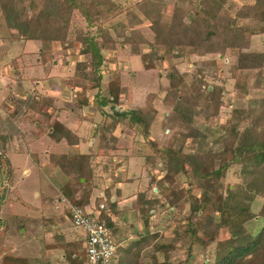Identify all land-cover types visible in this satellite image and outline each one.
<instances>
[{
  "label": "trees",
  "instance_id": "obj_1",
  "mask_svg": "<svg viewBox=\"0 0 264 264\" xmlns=\"http://www.w3.org/2000/svg\"><path fill=\"white\" fill-rule=\"evenodd\" d=\"M160 3V0H146L144 9L140 7L143 17L150 22L152 40L140 35L131 36V26L122 21L106 25L107 19L126 10L123 4L113 0H0V11L12 32L21 34L24 39L40 42L41 63L51 59L53 42L58 41L61 46L69 47L79 44V53L88 55L89 60L77 64V75L87 79L89 86L94 88L99 87L102 78L100 67L104 60L98 45L102 37L110 35L111 29L115 31L116 39L122 38V42L132 44L134 54H140L142 45L149 48V53L142 57L147 68L153 67L149 66L147 58L155 61L195 54L201 59L230 52L232 61L228 71L235 80L233 87L241 96L246 95V79L253 74V87L262 88L263 95L255 105H233L229 118L218 127L220 131H217L214 123L219 120V111L224 105L225 86L223 82L209 84L206 81V76L215 79L219 70L213 58L203 59L202 67L196 69L197 74L188 85L176 68L168 72L169 85L165 88L162 103L170 108L164 124L172 128V133L164 144L149 138L148 127L157 113L151 103L147 111L113 110L110 113L117 118L128 116L127 126L140 127L141 134L152 149V154L145 157V163H154L157 157L164 161L161 197L146 199L144 192H139L133 204L137 213L143 215L145 211H154L153 208L160 205L175 208L181 214L188 205L182 230L177 228L179 224L171 228L173 234L170 242L158 240L159 232L147 231L132 240L122 250L123 259L114 260L113 264H145L141 259L149 247L153 248V252L148 255L152 257V264H156L158 252L167 257L168 250L176 248L175 242L185 239H188L185 258L174 264H188L191 248L195 244L204 251L200 264H264V0L241 5L233 16L226 8L229 0H176L166 15L162 13ZM74 11L79 12L93 32H84L81 26L73 22ZM126 15L133 16L131 12ZM134 17L138 23L143 19ZM244 20L249 22L243 23ZM254 35L262 36L259 50L251 49ZM89 68L92 69V76L89 75ZM241 76L246 78L242 79ZM108 89L110 97L103 98L100 106L117 104V88L109 83ZM153 96L149 95L148 99ZM52 104L51 97L34 96L30 108L43 117L37 115L33 120L47 122L46 132L54 141L77 143L78 137L74 133L60 121H50V115L43 112ZM197 117H202V125L197 124ZM217 132L220 134L214 142L219 143V147L214 148L208 145L209 137ZM95 134L96 130L93 136ZM103 141V137H100L98 146ZM97 152H100V147ZM92 155V152L60 154L53 161L67 175H75L73 184L76 190H82L81 198L75 204L82 208L88 203L89 191L94 185ZM233 165H239L240 184L235 191L231 190V185L226 187L224 183L225 174ZM12 175L10 161L0 147L2 195L9 189ZM81 177L84 178L82 183L79 182ZM181 177H185L189 184L194 180L195 185L185 188ZM193 186L204 194H194ZM73 196L69 193V198ZM258 199L259 207L254 211L252 206ZM95 201L98 205L104 204L99 216L106 221L117 244L112 222L107 216V212L114 210L116 204L111 201L107 190ZM194 214L201 216L199 223L193 222ZM174 220L182 223L180 219ZM211 245L213 249L206 251ZM64 252L69 264L85 263V254ZM209 253L213 254L212 259L207 256ZM0 264H29V259L4 253Z\"/></svg>",
  "mask_w": 264,
  "mask_h": 264
},
{
  "label": "rangeland",
  "instance_id": "obj_2",
  "mask_svg": "<svg viewBox=\"0 0 264 264\" xmlns=\"http://www.w3.org/2000/svg\"><path fill=\"white\" fill-rule=\"evenodd\" d=\"M113 1L123 4L126 7V10L120 15L107 19L106 25L111 26L117 22L122 21L131 26L129 30L131 36L140 35L148 40L153 39V32L150 29L149 24L150 22L148 19L143 17L142 11L140 10V7L144 9L143 6L146 0ZM160 2V9L162 13L166 15L170 12L176 0H160ZM252 2L253 0H229L226 8L228 13L233 16L236 10L241 5L248 3L250 4ZM127 12H131L133 16H127ZM134 16H138L143 19L138 23L136 22V18ZM72 20L77 25L81 26L84 32H93V29L90 30L86 26V22L81 17L78 11L73 12ZM245 22L249 21L244 20L243 23ZM110 32V35L102 37L100 39V43L98 45L101 48V53L104 60L100 67L102 78L99 82V87L95 88L89 86L90 82L87 79H84L77 75L78 71L76 68H74V65L77 66L79 62H87L89 60L88 55L79 53V44H74L73 46L69 47L67 45L61 46L58 41L52 43L51 58H55V63L58 62L60 67L63 66V68L60 69H62V71H65L63 72L64 75L62 77V80H64L65 82V87L62 88L57 93V95L60 96L61 100L66 99L69 100L72 105L74 104L73 106L76 111H78L77 104L72 102L74 99V95H76L77 98H80L81 94L85 92L86 96L90 100V105H88L87 107H83L81 111L84 113V116L86 118H91L93 120L92 123L96 122L98 125H90L89 127L85 128L84 133L87 141L89 140V138L93 139L90 145L91 149H89V145H85L83 148L84 150H87V153L92 152L93 154L91 164H93L94 166L93 171L95 179L97 178L98 180H102H99V182L104 185L105 182L110 180V168L112 169L115 164H151L150 167L149 165H146L147 169H145L144 172H139L143 173L142 175L146 176V178L144 177L145 179H142V182H145L147 184H144L141 189L144 188L145 190H147L148 195L152 196V198H159L162 194V186H164V183H161V177L165 173L163 159L157 157L154 163H145V157L149 154H152V149L149 146V142H147L141 134L140 127L127 126L128 116L120 118H117L115 116H113L112 118L109 117L108 114L112 111H110L107 106H105L106 108L103 107V112L100 109H97V102H100L103 98L106 99L110 97V92L108 89L109 83L113 84V87L117 88L118 90V100L117 104L115 105L123 106L124 110L139 109L142 111H147L149 109V103L154 106L157 113L155 114L154 119L151 121L148 127L149 138L150 140L158 142L161 145L166 142L168 136L172 133V128L164 124L166 122L165 116L170 108L162 103V99L165 95V88L169 85L167 74L170 69L176 68L179 73L183 74V78L187 83L186 85H188V83L195 78L197 74L196 69L202 67L203 59L213 58L217 61L219 70H217L216 72V78L214 79L211 76H206L207 83L221 84L223 82L225 86L223 94L224 105H222L220 108L219 120L214 123L217 131H220L221 128L218 127L224 124L226 119L229 118L230 110L232 109L233 105H236L238 107L255 105V102L263 95V90L262 88L253 87L255 78L253 74H251L250 77H247L246 79L248 88L245 96H241L238 90L233 87L235 80L230 77V73L228 71V65L232 61L230 52H227L225 55L213 54L201 59L198 58V56L195 54H190L185 58L167 57L165 59L155 61H150L147 58L149 66H153L147 68L142 61V57L143 54L149 53L150 50L148 47L142 45L139 48L140 54H134L133 46L131 43L122 42V38L116 39L114 30L111 29ZM261 43L262 36L254 35L251 41V49L259 50L261 48ZM1 46H6V49L1 50L2 52L0 53L1 69H3L5 63L10 62L11 59L22 54V52L24 51L28 52L29 50H34L35 54L30 53L28 56H24V59L26 61H34L35 57H38V54L36 53L37 48H39L40 50V42L38 40H25L21 34L17 35L16 33L12 32L8 26L7 21L2 17V13L0 11V47ZM51 60L52 59H50L49 61ZM48 67L49 65H47L46 67L39 66L36 71H34V69H27L23 73L24 76L34 74L40 77L45 75V73L48 71ZM67 68L70 69L67 70ZM88 72L89 75L92 76L93 72L91 68H89ZM72 82H79L86 85L84 89H75L73 91V88H70L68 86ZM75 91H77L76 94H74ZM151 94L154 96L149 100L148 97ZM111 106H114V104L109 103V108H111ZM2 113L3 112L0 111V147L4 151H7V156L11 161L10 164L15 165L16 167L12 165L15 168L11 180L13 187H9V189L5 190L3 195L2 193H0V255L13 252L17 254L16 256L23 255L21 257L27 258L33 253L32 256H34V258H37V255H42L46 250L42 247L44 246L42 241V234L44 231L40 226L42 225L46 227V230L49 229L48 227H54L55 225H53V222H56L59 216H63L67 213V208L65 207L66 203L64 204L62 201H60L61 203L58 201V197H60L58 193V186L62 184L64 180H66L67 176L58 168L59 166L55 167L51 165V162L55 161L60 153H71H68L69 147L66 143L55 144L49 140V138L51 139L49 135H47L49 138L44 136L39 141H37L36 144H34V148L40 145L41 149L44 148V145L47 148V145L51 144L49 149L51 153L49 154V156H47L48 162H45L42 154H38V152L34 149L33 151L35 153H33L37 156V159H34L33 161L29 159L26 150H24L23 152H13L11 150H7V146L10 143H14L16 141L15 137L13 138L12 135L8 134L9 131L15 129L16 125L15 121L12 118L9 119ZM36 115V112L30 114V116L34 117ZM196 122L197 124L202 125V117H197ZM30 125L33 129L34 124L31 122ZM46 128L44 129V132H46ZM94 130H96L95 136H93V133L95 132ZM121 134H125V138L127 141H122ZM219 134L220 133L217 132L209 137V146H212L214 148L219 147V143L214 142L215 138ZM100 137H103L104 141L100 144V146H98ZM120 137V140L122 142L118 141ZM86 144H88V142H86ZM2 145L6 147V150ZM15 145L17 144H14L13 146ZM22 146L25 148L24 144H22ZM98 147H100V152H97ZM75 152H77V150H75ZM37 164L45 165L39 167V165ZM110 164L112 165L111 167H109ZM25 168L28 169L27 173L23 171V169ZM138 168H140V165ZM115 169L116 168L114 167L113 171L111 170L112 174L116 172ZM137 170L138 169L136 168L132 171L136 172ZM238 171L239 165H233L224 177V183L226 184V187L231 185V190L234 191L237 190V186L240 184ZM148 172L150 174V178H147ZM53 173H55V175H53ZM82 178H80L79 180H82ZM151 178H154L153 182L151 181ZM180 179L185 188L195 185L194 180H192V183L189 184L185 181V177H181ZM148 183H150L149 186ZM132 185L133 184L129 186L135 187V185ZM0 190L2 191L1 185ZM81 192L82 190H80V195ZM192 192L199 195L204 194L203 191H199L196 187L192 189ZM80 198V196L76 198L73 196L68 198V200L71 203H75ZM46 199L47 201L44 202V200ZM54 200H56L57 204L62 205L61 208L63 209V214H58V210L53 209V206H55ZM62 203L64 204V206ZM259 203L260 199L254 202L252 206L254 211L258 209ZM201 207L202 210L205 209L203 205H201ZM62 209H60V211H62ZM153 209L154 211L152 212H150L151 210L148 212H144V214L147 215L150 213L152 214V222L150 220V223H152V225H149L151 228V232H159L160 237H158V240H165V242L168 243L172 240L171 236L173 233L171 228H174L179 224L177 228L179 230H182L183 220L187 217L188 205L186 206L185 211H183V213L181 214H178L176 209L172 207L167 208L160 207V205H158ZM200 218L201 216L199 214H194L192 220L193 222L199 223ZM174 219H180L182 220V223H179L177 221L176 223ZM223 232L224 231L222 230V236L224 234ZM31 236L37 237L39 241H35L34 238L30 239L32 238ZM50 238H48V240ZM46 239L47 238L45 237V241ZM187 242L188 239H185V241L175 242L176 248L169 249L167 257L163 253L158 252L156 255V264H174L177 260L184 259ZM10 246L13 247L12 251ZM5 249L9 250L10 252H6ZM212 249L213 245L209 246L205 250L211 251ZM152 252V247H149L144 251L145 255L141 260L144 261L145 264H152V257L148 255L152 254ZM203 253V248L195 244L191 248V254L188 258L187 263L200 264L203 260ZM56 255L57 253L54 254V259L53 256H48V260H53L55 262V259L57 257ZM207 256H209L210 259L213 258V254L209 253V255L207 254ZM30 258L31 259H29V262L30 264H32L34 259H32L33 257ZM62 263L66 264L64 261H62Z\"/></svg>",
  "mask_w": 264,
  "mask_h": 264
},
{
  "label": "crops",
  "instance_id": "obj_3",
  "mask_svg": "<svg viewBox=\"0 0 264 264\" xmlns=\"http://www.w3.org/2000/svg\"><path fill=\"white\" fill-rule=\"evenodd\" d=\"M5 49L6 46H1L0 53L2 52L1 50H5ZM34 52H35L34 50L33 51L29 50L28 52L24 51L22 52V54L11 59L10 62L5 63L3 69L0 68V111L3 112L2 114L6 115L9 119L12 118L15 121V125H16L14 130L8 132V134L12 135L13 138L14 137L16 138V141L14 143H10L7 146L8 147L7 150H11L13 152H17V151L23 152L24 150H26L29 159L33 161L34 159L35 160L37 159L36 158L37 156L34 155L35 153L33 151L34 149L38 152V154H42V156L45 159V162H48L47 156H49V154L51 153L49 150L51 144L49 145L46 144L47 148L44 145L43 149H41L40 145L34 148V144H36V142L39 141L41 138H43L44 136L49 138L47 136L49 134L47 132H44V129L48 126V123L47 122L39 123L38 121L33 120L34 116H30V114L34 113V111L30 108L31 101L33 100L34 96H45V97L47 96L53 98L54 101L52 106L44 108L43 112H47L50 115V121L54 119L60 121L63 125H65L72 133H74L78 137V142L74 144H68L64 140L56 142L52 138L51 139L49 138V140L55 144L66 143L67 146L69 147L68 153L71 154L87 153V150H84L83 147L85 145L87 146L89 145L88 147H90L93 138H90L87 141L84 130L86 127H89L90 125L91 126L98 125L96 122L92 123L93 120L91 118L90 119L86 118L84 116V113L81 111L83 107H87L88 105H90V100L86 96L85 92L81 94L80 98H77V96L74 95V99L72 102L77 104L78 111L75 110L73 106L74 104L72 105V103L69 102V100L66 99L61 100L60 96H58L57 93L62 88L65 87V82L64 80H62V77L64 75L63 72L65 71H62V69H60L63 68V66L60 67L58 62L55 63V58L53 57L51 58L52 59L51 61H47L46 63H41L39 57V52H40L39 48H37L36 50L38 57L37 58L35 57L34 61L32 60L26 61L24 59V56H28L30 53L33 54ZM47 65H49L48 71L45 73L44 76L38 77L34 74L24 76L23 72L26 71L27 69H34V71H36L37 68H39V66L46 67ZM74 68H76V65H74ZM69 69L70 68H67V70ZM78 83L79 82H72L68 86L70 88H73V91L75 89L78 90L85 88L86 84L84 85L79 83L80 84L79 85ZM76 93L77 91H75L74 94ZM84 99L86 100L85 103L84 102L81 103V101ZM106 106L110 110L109 104ZM114 106L121 107L122 110H124V107L121 105L118 106L114 105ZM103 107L106 108L105 106H100V102H97V109H100L103 112L104 109ZM37 115L39 117L40 116L43 117V115H39V113H37ZM108 116L111 118L113 117V115H110V113L108 114ZM31 122L34 124L33 129L32 126L30 125ZM121 137H122V141L123 140L127 141L125 138L126 137L125 134L124 135L121 134ZM121 137L119 138L118 141H121L120 140ZM86 142H88V144H86ZM12 144L13 145L17 144V145L13 146ZM22 144H24L25 148L22 146ZM2 146L4 147V145ZM4 148L6 150V147ZM89 149H91V147ZM75 150H77V152H75ZM4 152L5 155L7 156L8 154L7 151ZM8 160L10 161V158H8ZM51 163H52L51 165L58 167V165L54 164V162ZM10 165L14 171L15 170L14 167L16 166L13 164ZM37 165H39L40 167V166H44L45 164H37ZM139 165L140 168H138ZM146 165H149L150 167L151 164H115L114 167L116 168L115 169L116 172L112 174L114 167L112 169L110 168V172H111L110 174L111 176L109 177L110 180L105 182L104 185H102L101 182H99L100 179L98 180L97 178L95 179L94 177V181H93L94 185L91 187L89 191L90 193L89 201L84 206V209L86 211L93 214L101 215V211L104 208V204L100 203L98 205V203L95 200L96 197L104 195L106 190L109 192L111 201H113L116 204L114 210H110L107 212V216L110 217V220L112 222V228H113L112 231H115V240L117 242L116 249L119 248V252H117L115 256V262L123 259L122 250L125 249L132 240L137 239L140 234H144L147 231H151L149 225H152V223H150V220L152 222L151 219L152 214L150 213L151 215L149 214L141 215L137 213L135 208H133V204L136 202L137 195L139 192H145V198L152 199V196L148 195L147 190H145L144 188H143L144 190L141 189V187L144 184H146L145 182H142V179H145L146 176L142 175L143 173H139V172L142 171L144 172V170L147 169ZM111 166L112 165L110 164L109 167ZM58 168L62 171L60 167ZM136 168L138 169L136 171L137 173L132 171L135 170ZM27 170L28 169L26 168L23 169V171H25L26 173L28 172ZM64 174L67 177L66 180H64L62 184L58 186V193L60 195V197H58V201L59 202L62 201L65 204L66 202L64 200L69 201L68 200L69 193H71L72 196L74 195V197L76 198L80 196V190H76V187L73 184V182L76 179L75 175L74 174L67 175L66 173ZM53 175H55V173H53ZM147 178H150L149 172ZM82 179L83 180H79V182L82 183L84 181V178ZM131 184L135 185V187L129 186ZM149 185L150 183H148V186ZM10 187H13V184L11 182H10ZM46 201L47 199L44 200V202ZM54 203L55 206H53V209L58 210V214H63L62 213L63 209L61 208L62 205L57 204L56 200H54ZM101 204H103L102 208L100 207ZM60 209H62V211H60ZM150 212H152V210ZM147 217L148 219H145ZM57 219L58 220H56V222H53V225L55 226L48 227L49 229L47 230L45 229L46 227L42 225L40 226L41 228H43L44 231L42 234L43 236L42 241L44 246L42 247L46 250L42 255L41 254L39 256L37 255L36 256L37 258H34V256H32L33 253L30 256H28L29 257V258L27 257L28 259H31L30 257H33L32 259H34V261L32 262V264L34 263L63 264L62 261H64L66 264H69L67 261V257L65 256V252H64L65 250H67L69 254L71 253H78L83 255L85 254L84 232L72 226V224L70 223L68 210L66 214H64L63 216H59ZM45 237L47 238L46 241H45ZM33 238L35 239V241H39L37 237H32L30 239ZM48 238L50 239L48 240ZM10 247L12 251L13 247L12 246ZM6 252H10V251L6 250ZM56 253H57L56 255L57 257L55 259V262L53 260L52 261L48 260V256H53L54 259V254ZM13 254L17 255L16 253ZM0 259H1V255H0Z\"/></svg>",
  "mask_w": 264,
  "mask_h": 264
},
{
  "label": "built area",
  "instance_id": "obj_4",
  "mask_svg": "<svg viewBox=\"0 0 264 264\" xmlns=\"http://www.w3.org/2000/svg\"><path fill=\"white\" fill-rule=\"evenodd\" d=\"M64 201L72 226L82 230L85 235L84 264H113L116 243L106 221L101 219L99 214L90 213L75 203ZM100 207L102 208L103 204Z\"/></svg>",
  "mask_w": 264,
  "mask_h": 264
},
{
  "label": "water",
  "instance_id": "obj_5",
  "mask_svg": "<svg viewBox=\"0 0 264 264\" xmlns=\"http://www.w3.org/2000/svg\"><path fill=\"white\" fill-rule=\"evenodd\" d=\"M110 110H112V111L115 110L117 112H121L122 111V108L121 107H116V106H111Z\"/></svg>",
  "mask_w": 264,
  "mask_h": 264
}]
</instances>
